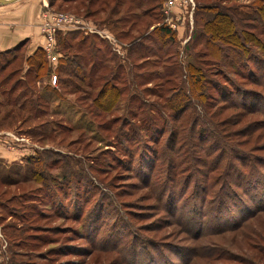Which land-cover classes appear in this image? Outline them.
Here are the masks:
<instances>
[{
    "label": "rangeland",
    "instance_id": "1",
    "mask_svg": "<svg viewBox=\"0 0 264 264\" xmlns=\"http://www.w3.org/2000/svg\"><path fill=\"white\" fill-rule=\"evenodd\" d=\"M124 1L119 7L113 0L102 7L95 2L77 11L65 4L60 7L59 0L53 5L48 0H19L8 6L11 29L19 28V15L36 27L32 41L46 50L52 69L32 80L27 56L38 47L30 46V38L20 41L15 51L13 47L0 51V64L10 61L0 71V264H264L258 252L264 248V207L245 216L264 206V80H255L263 68L256 62L264 61V19L259 10L264 0H173L174 4L135 0L139 8L129 3V18L123 17L129 5ZM203 4L231 14L237 29L251 33L242 50L221 39L231 33L229 18L221 27L211 23L204 27L210 11L198 8ZM61 13L82 22L73 28L68 20H56ZM137 13L141 15L136 17ZM85 21L110 39L86 32L81 28ZM160 25L170 28L172 37L160 39L153 30ZM67 32L72 33L67 37L73 46L68 57L56 45V37ZM80 37H86V43L79 45ZM191 63L213 80H206L205 112L211 115L221 107L214 119L209 117L222 135L214 140L202 142L204 135L210 137L211 128L195 103L194 109L186 110L183 124L172 119L176 112L168 107L167 97L177 88L187 90L183 84ZM216 79L225 85L222 89L214 84ZM233 84L257 94L242 97V92H232ZM113 85L116 91L111 90ZM35 94L48 97L52 112L35 118L33 112L18 111L23 100L31 108V96L33 105L42 107ZM224 94L222 99L243 101L247 108L230 102L229 108L223 106L219 96ZM10 109L15 117L4 119ZM140 116L155 124L138 135L127 131ZM163 125V133L155 130ZM176 126L186 140L194 128L206 131H201L202 145L192 146V153L208 160V166L196 173L194 166L200 162H193L171 182L167 160L156 163L151 172L148 165L151 147L160 157L179 147L172 149L164 140ZM119 127H125L122 131L132 143L119 137ZM221 137L231 141L232 150L230 157L229 147L225 152L222 148L226 160L219 162L223 176H218V167L213 168L221 156ZM184 150L191 152L187 146ZM139 154L142 160L146 157L142 164ZM17 155L19 159H14ZM243 156L251 158L252 165L234 164L239 161L234 157ZM28 157L33 159L27 162ZM34 169L41 174L37 179L30 175ZM201 172L210 176V184L216 176L225 182L233 175L241 177V189L230 186L240 200L232 196L236 204L221 209L215 197H207L200 206L194 191L201 189ZM248 172L262 179L247 177ZM169 189L176 198L183 195L179 202L168 197ZM238 222L241 226L229 229Z\"/></svg>",
    "mask_w": 264,
    "mask_h": 264
},
{
    "label": "trees",
    "instance_id": "2",
    "mask_svg": "<svg viewBox=\"0 0 264 264\" xmlns=\"http://www.w3.org/2000/svg\"><path fill=\"white\" fill-rule=\"evenodd\" d=\"M56 1L57 0H48L49 5H53ZM59 1L61 2L59 4L60 7H61V5H64L65 4L66 6H68V7L70 6V8L75 9L76 11L79 10L80 8H83V9H86L87 10L95 2L96 3H100V6L101 7L105 4V2H108V0H59ZM113 1H114V6H117V7H119L120 5L125 4L124 3L125 2L124 0H113ZM132 2H134V4L136 5V8H139V4H140L139 1L138 2H135V0H128L126 4H129V3H132ZM147 2H152V4H153L154 0H147ZM130 6L131 5L129 4L127 6V8H125L127 10V13L128 14L126 16H123L124 18H129V14L131 13ZM117 7H113V8L117 9ZM199 7H200V10L201 11H203L205 8H206L205 11L206 10H209L210 11L209 16L206 17V19L204 20V24H203L204 27L205 26H208L210 23H211L210 26H213L215 24L216 26L219 25V27H221L220 25H222L223 21L225 19H228L229 18L228 21L227 22L225 21V22L231 24V26L227 27V29L229 30V32L231 30V33H227V36L226 37H223V38L221 37V39L223 41L227 42L226 44H229L230 46H233L232 48H237V49L238 48H241L240 50H242V47H244V43L243 42H245V40L249 37V34H251V33H247L245 29H243V30L237 29L234 26V20L235 19L233 17L230 18L231 17V14L229 15V14H226L225 12L219 10L216 5H208L207 6V5H204L203 4V5L198 6V8ZM263 9H264V5H262L259 8L260 12L263 13V14L261 13L262 14L261 16L264 19V10ZM139 15H141V14L137 13L136 17H138ZM153 30H157L158 37L160 39H162V38L163 39L164 38L169 39L173 35V31L170 28L166 27L165 25H160V27H156ZM127 33H129V32L127 31L126 34ZM70 34H72V33H68L67 32L64 35H62V37H56V45H58V50L57 51L62 52V55L64 54V56H66V57L69 56L67 53L73 48V46H72V44L70 43V40H69L70 38L67 37ZM229 34L231 35V39H228V35ZM73 37L75 38V36H73ZM226 39H228V40H226ZM241 39H242V41H241ZM250 39H248V40H250ZM86 40H87L86 37H80V40H79V43L78 44L81 45V43H83V42L86 43ZM251 40L253 41V39H251ZM163 42H165V41H163ZM21 43L18 42L13 47L14 48L13 50L15 51L17 49V47L19 46V44H21ZM134 43H135V40H132L130 42V48L132 47V45ZM234 56H235V54H234ZM61 58L62 57L59 58V61L63 60ZM27 61H28L29 65L32 68V72L34 73V77H33L32 80H34L36 78H39L42 75L49 74L50 71H51V69H52L51 63L49 61V58L47 57V52L42 47L36 48V50L32 54H30L29 56H27ZM9 62H10L9 60H6V63H9ZM6 63L5 64L4 63L0 64V71L1 70H4L5 69L4 67H7L6 66ZM256 63L263 65V68L261 70H259V68L261 66L256 65V69H258L260 71V73H259L258 77L255 78V80H257V83H259L258 81H261V79L264 80V61H260V62H256ZM228 65H230V64L228 63ZM248 69L252 71L253 68L248 67ZM188 70H189V72H188V74H189L188 75V78H187V80L184 81V84H183L186 87L187 90L181 92L177 88V90L173 93L172 97H170V98L167 97V101H169L168 102V107L170 108V110L176 112L173 115L172 119L174 121L176 120V123L178 122V124L179 123L180 124H183V119H185V116L184 115H185L186 110L187 109H192L194 107V103H195V105L199 107L200 115L204 119L207 120V122H208V128H211L210 137L204 135L205 138L202 139V142H203V140H208V139L209 140H214V139H216V138H218L219 136H222V135L220 134V131L218 130L215 122L213 121V123H212V121H211L212 119L209 118V117L212 115V118L214 119V116H215L214 113H216L221 107H219V109L213 110V113L211 115H207V113L205 112V107H206V105H208V100H206V98L209 95L205 92V90L207 88V86H206L207 85V81H210V80H207L205 78V76H204L205 74L203 75V72H201L202 68H196V67H194L192 65V63L188 65ZM251 71H250L251 74L249 75L250 77L252 76V72ZM13 74H14V72L11 71L7 75L8 78L10 76H12ZM217 80L218 79L214 80V84H216V86H219V88L222 89V87H224L225 85L222 84V83H219V81H217ZM56 81L59 82V79L57 78V75L55 76V82ZM165 81L166 82H169L170 80H169V78L166 77ZM212 81H210V82H212ZM2 83H3V81H0V86L2 85ZM255 83H256V81H255ZM113 86H114V88L111 87V90L112 91H114V90L116 91L117 87H115V85H113ZM233 88L234 89H232V92H242V93H240L242 95V97L244 95L250 96L251 94H257V93H255V91H252V90H247L246 91V90H243V89H239V87L237 85H234V84H233ZM12 90H13V88L11 89V91H9V94L12 92ZM103 90H106V87H104L100 91V93L98 94V98L99 99H100V94H102ZM238 90H240V91H238ZM53 91H55V90L53 89ZM250 92H252V93H250ZM232 94H234V93H232ZM235 96L236 95H233V98ZM32 97L33 96H31V98L29 100V106H31L30 109L25 107L26 104H25V101L24 100L23 101H20L18 103V107L17 108H18V111L19 112H21V111H23L25 109L26 112L29 113V115L32 114V112H33V114H32L33 116L32 117H35V118H37L42 113L43 114H45V113L47 114L48 112H52V110L48 109V101H47L48 100V97L47 96L42 95V94H37V95L35 94L36 101H38V102L40 101L41 102V100H42V102H43L42 103L43 104L42 107L33 105V103L35 101L32 100L33 99ZM222 97H226V95L224 94L222 96H219V98L222 101L225 102V103H223V106L226 105L227 108H229V106H231V105H227L226 103L229 104L230 101H228V99H226V98L225 99H222ZM114 98L116 99V97H114ZM233 98H232V100H234ZM250 98H252V97H250ZM190 99H193V100L190 101ZM95 101H96V99H95ZM188 101H190V102H188ZM109 103H112V101L110 102V100H109ZM230 103H232V105H234V106H237V105L242 106L243 105L244 108L246 107V104H244L243 101H240V103H239V101L230 102ZM2 117L4 119L13 118V117H15V113L12 112V110L10 109V110L6 111L2 115ZM27 118H28V116H27ZM29 118H31V117H29ZM229 121H230L229 123L234 122V120H232V119H229ZM150 124H152V125L150 126ZM153 124H155V123L151 119H149V118H147L145 116H143V117L140 116V118L137 120V124H135V126H129L127 128V131L132 132V134L138 135V134H140L143 131V128H145L144 130H147V131L149 129H151V127L153 126ZM192 124H194V123H192ZM223 124H225V123H223ZM194 126L196 128V124ZM164 127H165V125L159 126L155 130H157L160 133H163V131L165 130ZM178 127L179 126H176V130L171 127V134L169 133V135H167V137L164 138V140H166V143L165 144L167 146L168 145H171V148L172 149L174 147H176L177 145L179 146L177 149H175L176 151H173V153L171 155H168V154L165 155V154L162 153L161 157H163V158H161L159 156V153L156 150V148H154V147H151L150 148L153 156L149 158V160H151V162L148 165V169L151 172V171H153L155 169L156 163H158L159 161L162 162L164 160L165 161L167 160L168 162L166 164L165 169H166V171L168 173L167 178L171 182L174 181L176 175L178 177V175L180 173H183L182 170H184L186 168H190V165L193 164V162H195L196 164H197V162H200V165L197 164V166H194V170H195L196 173L198 172V170L201 167L203 169H206L207 166H208V160H206L202 156L201 157H195L193 155V153H192V146L202 145V142L201 143H198L199 142L198 141V138H199L200 133L203 130V128L201 127L199 130H197L195 128L192 129V130H190L189 132L192 133V135H193V132H194L195 139H192L193 136L191 135V136H189V138L187 137L188 140H186L185 138H183V135H179V128ZM124 128L123 127H119V130L120 131L117 132L119 134V137H123L125 139L124 141L131 142L132 143L133 138L130 137V135H127V134H124L123 133L122 130ZM203 131H205V130H203ZM191 139H192V141H191ZM193 140L197 144L194 143ZM153 141L155 142L156 139H154ZM133 142H135V141H133ZM137 143H138L137 145H139V144H142L143 145L142 142H137ZM144 146H146V145H144ZM185 146H187L188 148H190L191 149V152L190 151H185L184 150V147ZM231 146H232L231 141L223 140L222 137H221V144L218 145V152L221 153V156H220V158L217 157L219 159L215 161L216 163L214 164V168H213V169H215V168L218 167L217 168L218 169V174L216 173V175H218V176H223V174H221V172H220V171H222L223 167L222 166L219 167V165H220L219 162L222 161V160H226V158H223V151L222 150L224 149V152H225L228 149V147L230 149ZM212 148H213L212 146L209 147V149H212ZM126 150L128 151L129 154H133L134 153L132 150H130L128 148H126ZM231 150L232 149H230V157H231ZM140 155L141 154H139V159L141 160V164H142L145 161L146 157H145V159L142 160V156H140ZM235 158H237L239 161L238 162L237 161H234V162H236L234 164L241 165L240 167L252 165V162H253V160L251 158H248L247 156H243V158L242 157H234V160H235ZM31 159H33V158L32 157L25 158V160L27 162H29ZM231 162H233V161L232 160H229L227 163L232 168L234 165H232ZM35 163L38 164V159H36ZM169 172H171V173L169 174ZM201 173H202V177L204 178V180H203V182L201 184V189L199 191L198 190H195L194 191L196 199L199 201V203H201L200 206H202V207L204 206L207 197H215V199L217 200V202L220 205V208L221 209H223L228 204H231V205L232 204L233 205L236 204L237 201H232V196L233 197H236L235 200H240V199H237V196H238L237 192L238 191L235 190V189H232L230 186L234 185V187L241 189V187L243 185L242 180H241V177H235V175H233L230 178L227 177L226 182H225L223 180V178H218V176H216V177H213V181H215V182L213 184H210L209 183L210 176H207L206 172H201ZM248 173L246 174L247 177L253 176L254 179H262L261 176L255 177L254 175L251 174V172H248ZM30 175L34 179H37V178H39V176H41V174L39 172H37V169H34L33 171H31V174ZM35 177H37V178H35ZM66 177L67 176L62 175V178H64V180L66 179ZM191 177H193V175ZM5 178H7L6 175L3 177V179H5ZM230 179H232V182H230ZM37 181H39V180H37ZM175 182H177V181H175ZM190 182H192V181L190 180ZM193 183H195V180L193 181ZM224 183L227 186L225 188L223 186ZM174 186H172L171 189H174L175 188ZM188 188L189 187L187 185L186 186V189H188ZM253 188H255L254 190H256V187H253ZM222 189L223 190H226V191L222 192ZM242 190H244V189L242 188ZM182 196L183 195L180 194V195H177V198H176L173 195L172 190H170V192L168 193V197L173 198V203L174 202H179V200L182 198ZM263 207L264 206H262V207H259L258 206L255 211L248 210V212L245 214V216L246 217L248 216V218L249 217H252V216H254L256 214V212L258 210H260ZM248 209H250V208H248ZM243 216L244 215H242V217ZM241 218H240V220H241ZM242 222H240V223L238 222L237 224H234V225L230 226L229 229L230 228H235L236 229L237 227L241 226V223ZM254 235L255 236H258L257 234H254ZM258 252L260 253L259 258H263L264 259V248L263 249H259Z\"/></svg>",
    "mask_w": 264,
    "mask_h": 264
},
{
    "label": "crops",
    "instance_id": "3",
    "mask_svg": "<svg viewBox=\"0 0 264 264\" xmlns=\"http://www.w3.org/2000/svg\"><path fill=\"white\" fill-rule=\"evenodd\" d=\"M16 1L19 0H14L4 4L0 3V16H3L2 24H0V51L8 50L14 47L18 42L28 38H30V44H32L30 46L32 48L38 45V43H33L31 36L32 28L36 27L32 26L30 22H27L26 19H23L20 15L18 19L19 28H16V26L11 29V10L8 6ZM31 51L33 52V49ZM14 159H19V156H15Z\"/></svg>",
    "mask_w": 264,
    "mask_h": 264
},
{
    "label": "built area",
    "instance_id": "4",
    "mask_svg": "<svg viewBox=\"0 0 264 264\" xmlns=\"http://www.w3.org/2000/svg\"><path fill=\"white\" fill-rule=\"evenodd\" d=\"M169 1H170L169 4H174L175 3V1H173V0H169ZM189 2H190V0H189ZM55 18H56L57 21H66V20H68L69 22H72L73 23V28L79 27V26H76V25L80 24V22H82L81 20L75 18L71 14L65 15V14L61 13V14H58ZM84 23L85 24L82 25L81 28H84L86 30V32H95V33H98L101 37H105L107 39H110V36L108 34L104 33L102 30H99V29L95 28V26L92 23H88V21H85Z\"/></svg>",
    "mask_w": 264,
    "mask_h": 264
},
{
    "label": "water",
    "instance_id": "5",
    "mask_svg": "<svg viewBox=\"0 0 264 264\" xmlns=\"http://www.w3.org/2000/svg\"><path fill=\"white\" fill-rule=\"evenodd\" d=\"M11 1H14V0H0V3L4 4V3L11 2Z\"/></svg>",
    "mask_w": 264,
    "mask_h": 264
}]
</instances>
